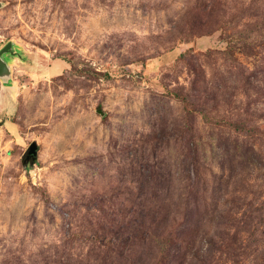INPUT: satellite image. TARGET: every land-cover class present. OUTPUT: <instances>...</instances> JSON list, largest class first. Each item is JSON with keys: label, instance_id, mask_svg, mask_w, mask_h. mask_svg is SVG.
Instances as JSON below:
<instances>
[{"label": "rangeland", "instance_id": "374dc122", "mask_svg": "<svg viewBox=\"0 0 264 264\" xmlns=\"http://www.w3.org/2000/svg\"><path fill=\"white\" fill-rule=\"evenodd\" d=\"M9 43L0 264H264V0H0Z\"/></svg>", "mask_w": 264, "mask_h": 264}, {"label": "water", "instance_id": "95a60500", "mask_svg": "<svg viewBox=\"0 0 264 264\" xmlns=\"http://www.w3.org/2000/svg\"><path fill=\"white\" fill-rule=\"evenodd\" d=\"M12 44L9 43L3 49L0 50V78H6L11 74V67L4 61V56L7 54H12L11 52ZM38 156V146L33 143L26 151L23 160L34 159L36 160Z\"/></svg>", "mask_w": 264, "mask_h": 264}, {"label": "crops", "instance_id": "0c3cea01", "mask_svg": "<svg viewBox=\"0 0 264 264\" xmlns=\"http://www.w3.org/2000/svg\"><path fill=\"white\" fill-rule=\"evenodd\" d=\"M4 59V58H3ZM4 61L12 68V65L11 64H9L5 59H4Z\"/></svg>", "mask_w": 264, "mask_h": 264}, {"label": "trees", "instance_id": "16d2710c", "mask_svg": "<svg viewBox=\"0 0 264 264\" xmlns=\"http://www.w3.org/2000/svg\"><path fill=\"white\" fill-rule=\"evenodd\" d=\"M185 57V56H184ZM183 55H182V58H184Z\"/></svg>", "mask_w": 264, "mask_h": 264}]
</instances>
